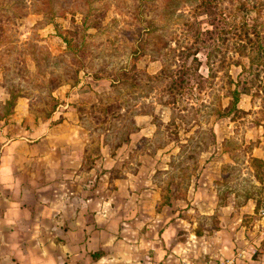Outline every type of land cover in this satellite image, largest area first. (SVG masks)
<instances>
[{"label": "rangeland", "instance_id": "obj_1", "mask_svg": "<svg viewBox=\"0 0 264 264\" xmlns=\"http://www.w3.org/2000/svg\"><path fill=\"white\" fill-rule=\"evenodd\" d=\"M49 1L0 0V106L10 91L22 95L37 120L73 106L90 132L94 153L97 142L109 143L112 155L125 156L115 168L118 176L141 170L161 186L162 203L168 193L171 202L167 204L174 205L178 218L198 229L210 230L207 222L217 227L220 213L212 209L216 202L242 205L250 195L260 200V206L264 203V176L254 175L250 160L255 146L264 141V79L259 94L242 96L240 107L245 112L240 118H217L213 112L220 102L228 104L229 75L236 80L242 70L235 64L245 42L239 38L244 14L236 6L238 0H91L96 10L87 23L80 12L52 17ZM56 1L70 8L77 2L82 6V0ZM248 1H255L264 12L262 0ZM138 3L144 10L139 16L134 7ZM146 17L154 19L156 34L168 40L169 46L158 52L148 44L146 52L134 59ZM216 26H236L238 33L226 42L211 73L207 47L213 39L207 30ZM65 37L74 40L77 56ZM194 57L200 65L193 76L188 108L173 110L160 103L164 93L149 90L144 72L157 73L165 63L176 70L179 80L184 77L181 68L195 64ZM137 70V84L123 82L125 77H136ZM114 80L120 82L113 86ZM100 100L104 104L99 106ZM105 104L104 112L101 105ZM1 111L0 107V115ZM172 115H176L178 135L169 124ZM126 134L132 140L117 152L116 144ZM205 141L209 147L194 169L190 155ZM187 165L192 169L191 179L185 174ZM172 177L175 180L167 190ZM182 179L183 192L178 193ZM201 187H209L211 195L196 196Z\"/></svg>", "mask_w": 264, "mask_h": 264}, {"label": "crops", "instance_id": "obj_2", "mask_svg": "<svg viewBox=\"0 0 264 264\" xmlns=\"http://www.w3.org/2000/svg\"><path fill=\"white\" fill-rule=\"evenodd\" d=\"M93 144L71 105L37 120L20 97L0 116V264H264L258 198L214 203L217 227L198 229L162 204L161 186L141 170L118 176L125 156L109 143L97 142V153ZM252 156L264 159V141Z\"/></svg>", "mask_w": 264, "mask_h": 264}, {"label": "trees", "instance_id": "obj_3", "mask_svg": "<svg viewBox=\"0 0 264 264\" xmlns=\"http://www.w3.org/2000/svg\"><path fill=\"white\" fill-rule=\"evenodd\" d=\"M235 1H233L234 3ZM250 3H252V7L250 6ZM49 9L52 13V17H58V16H65L67 13L71 12L72 14H75L76 12H80L83 15V23H87L88 20L93 16L96 6L95 3L91 0H82V6H80V3L77 2L75 4L74 8L66 7L63 5H60L58 1L56 0H50L49 1ZM262 6L264 5V0L260 3ZM236 6L239 8L240 12L244 14L243 21L241 24V28L239 29V38L242 40L244 39L245 42L243 43V47L239 48L240 51V57L244 60H246V63H243L240 60H236L235 64L242 66V70L238 75V78L235 80L233 77L229 75L228 83L226 86V93L225 96L228 98V104L224 106L221 102L218 107H216L213 112L217 116V118H225L230 117L233 120H236L237 118L241 117V114L245 112L240 107V102L242 100L243 95H256L259 94L261 85L260 83H263L264 79V12L262 7L256 5L255 1H248V0H238L236 2ZM135 7V12L137 16H139V13L144 12L143 9H141V5L138 3ZM256 8V9H255ZM253 15L252 19L249 20V17ZM147 26L145 29V33L142 35V37L138 40L137 46L134 50V59L140 58L141 55H143L148 47V44H151V46L154 47L155 51L161 52L162 49H165L169 46L168 40L164 39L162 35H157V26L155 25L154 19L147 18ZM237 32V27L233 26L232 28H219V26L214 27L213 29L207 30V33L210 34L211 38L213 39L212 43L208 45V51H207V65L209 67V70L211 73L215 70L216 61L218 60L219 56L224 50V47L226 45V42L229 40V38L234 35V33ZM65 40L67 41L68 46L71 48L72 52H75L73 48V39H69L65 37ZM81 48V46H79ZM76 53V52H75ZM196 53V52H195ZM194 53V54H195ZM77 56V53L75 54ZM80 57H77V61H79ZM193 62L195 64L191 63L188 67H182L184 71V77H182L179 80H176L175 69H170L165 63L164 66L154 74H149L147 72H144L145 77L147 78L148 84H149V90H158L160 94V103L170 106L173 110L179 109H187L190 100L188 94L192 92V82L199 70L200 62L198 61L197 57H194ZM81 68V67H79ZM136 74H139V71L134 72V76ZM125 77L123 79L124 83H127L128 85L137 84V76L132 77L131 80L126 79ZM120 81H113L114 84H117ZM116 86V85H115ZM254 89H256L254 91ZM10 97L8 100H6L5 104L3 105L4 111L3 115H0L1 117H7L13 112V108L16 106L17 101L20 97H22L21 94L14 93V91L9 92ZM167 96V98H165ZM102 103V100L99 101L98 105L100 106ZM122 105H120L121 107ZM101 109L105 112L106 109H108L107 104L101 105ZM183 118V117H182ZM134 120V125H135ZM170 125L173 126L172 133L174 135L179 134V126L176 123V115H172V118L169 122ZM211 137L213 139V143L216 144V136L213 130H211ZM131 140V137L126 134L124 135L121 140L116 144L117 147H120L124 143H129ZM184 145H182L183 147ZM209 147L208 141L204 142V146L199 149L195 154L190 155L191 158L194 159V169L197 168L196 164L199 163V158L201 154L205 151H207ZM251 166L254 168V175L256 177H259L262 179L264 176V159L251 156ZM193 169V170H194ZM185 174H187L190 179L192 176V169L190 166H184ZM175 180V177H172L167 185L166 188L169 190L170 184ZM184 185V180L178 184V193H182V188ZM177 196V195H176ZM164 200L165 204L170 203V195L167 193V195L164 193ZM251 198L250 195L246 196V200ZM257 202V208H259V203ZM163 204V203H162Z\"/></svg>", "mask_w": 264, "mask_h": 264}, {"label": "built area", "instance_id": "obj_4", "mask_svg": "<svg viewBox=\"0 0 264 264\" xmlns=\"http://www.w3.org/2000/svg\"><path fill=\"white\" fill-rule=\"evenodd\" d=\"M261 214L264 216V206L261 209ZM183 264H234V259H222L215 262H199V261H186Z\"/></svg>", "mask_w": 264, "mask_h": 264}]
</instances>
